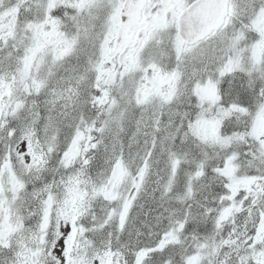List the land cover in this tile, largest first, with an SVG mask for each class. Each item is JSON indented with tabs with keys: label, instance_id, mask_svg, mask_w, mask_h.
<instances>
[{
	"label": "snow or ice",
	"instance_id": "1",
	"mask_svg": "<svg viewBox=\"0 0 264 264\" xmlns=\"http://www.w3.org/2000/svg\"><path fill=\"white\" fill-rule=\"evenodd\" d=\"M0 264H264V0H0Z\"/></svg>",
	"mask_w": 264,
	"mask_h": 264
}]
</instances>
